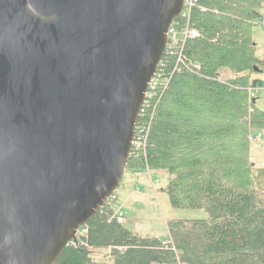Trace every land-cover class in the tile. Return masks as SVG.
I'll use <instances>...</instances> for the list:
<instances>
[{
  "label": "water",
  "instance_id": "water-1",
  "mask_svg": "<svg viewBox=\"0 0 264 264\" xmlns=\"http://www.w3.org/2000/svg\"><path fill=\"white\" fill-rule=\"evenodd\" d=\"M184 0H0V264H53L119 187Z\"/></svg>",
  "mask_w": 264,
  "mask_h": 264
},
{
  "label": "trees",
  "instance_id": "trees-1",
  "mask_svg": "<svg viewBox=\"0 0 264 264\" xmlns=\"http://www.w3.org/2000/svg\"><path fill=\"white\" fill-rule=\"evenodd\" d=\"M263 18L264 0H196L174 25L197 35L166 50L157 70L167 85L138 117L145 144L125 170L162 172L174 207L208 216L167 221L162 240L127 228L105 201L53 264H264V166L249 138L264 129L249 95L264 73L251 35Z\"/></svg>",
  "mask_w": 264,
  "mask_h": 264
},
{
  "label": "rangeland",
  "instance_id": "rangeland-1",
  "mask_svg": "<svg viewBox=\"0 0 264 264\" xmlns=\"http://www.w3.org/2000/svg\"><path fill=\"white\" fill-rule=\"evenodd\" d=\"M251 35L253 41L259 43L257 53L264 55V26L262 24L254 25ZM229 73L227 70L223 76H228ZM255 75L262 82V87L256 89L253 97L254 104L258 108H264V73H255ZM260 131L263 134L262 138L259 143L253 142L251 149L254 156L251 157L252 160L257 161L258 166H264L262 163V161L264 162V155L262 154L264 153V129ZM255 153H258V157ZM146 173H133L125 170L122 182L115 190L117 196L115 204L118 206L123 203L122 201L127 194L137 186L134 192L129 193L128 199L126 197L123 206V224L127 228L141 236H154L165 240L168 233L167 221L172 219H200L208 216L204 209L174 207L166 193L159 190V187L166 182L165 174L160 172L162 176H159L158 173H152L151 178H149L148 175L144 176ZM148 182H154L152 186L156 184L153 189L149 187Z\"/></svg>",
  "mask_w": 264,
  "mask_h": 264
},
{
  "label": "built area",
  "instance_id": "built-area-1",
  "mask_svg": "<svg viewBox=\"0 0 264 264\" xmlns=\"http://www.w3.org/2000/svg\"><path fill=\"white\" fill-rule=\"evenodd\" d=\"M196 0H184V6L182 9V12L179 16L183 17V18H188L189 16V11H190V7L193 5V3ZM177 16V17H179ZM175 19L172 21V23L170 24L168 30H167V46L165 49H171L173 48V45L178 42V41H183L184 38L188 37V36H195L197 35V31L190 27L189 24H187L182 30L178 31V29L175 28L174 22ZM262 24L264 25V21L262 22ZM167 85V79H164L161 77V71L156 70L155 74L153 75V77L150 79L149 84H148V89L145 93V97L143 99V102L141 104L140 110H139V116H142L145 112V108L150 106V102L153 98L154 95H156L162 88H164ZM258 88V86H254V87H250L249 88V94L250 97H254L255 96V92L256 89ZM262 133L261 131H256L254 134H251L249 136L250 140H252L255 143H259L260 139L262 138ZM146 139V128H144L143 125L139 124L138 119H137V123H136V127H135V132H134V136H133V140H132V145H131V149H130V154H132L134 151H139L144 147L145 144V140ZM149 174L148 169L145 171ZM161 176V175H159ZM154 183V182H153ZM116 193L115 191L106 199V201L109 202H113L116 201ZM123 203H121L120 205H116L115 202V208H114V213L113 216L116 217V219L120 222H123L124 220V214H123V206H124V202L125 200L122 201ZM86 231V227H80L77 230L76 233V238L77 239L79 236L83 235V233ZM74 239V240H75ZM175 264H187L181 261H177Z\"/></svg>",
  "mask_w": 264,
  "mask_h": 264
},
{
  "label": "crops",
  "instance_id": "crops-1",
  "mask_svg": "<svg viewBox=\"0 0 264 264\" xmlns=\"http://www.w3.org/2000/svg\"><path fill=\"white\" fill-rule=\"evenodd\" d=\"M262 21H264V18H263ZM258 24H262V23H258ZM262 25H263V24H262ZM263 26H264V25H263ZM257 44L259 45V43H257ZM259 87H262V82H261V81H260V85L258 86V88H259ZM263 147H264V145H263ZM261 153H262V152H261ZM255 154H256V156L258 157V153H255ZM262 154L264 155V153H262ZM263 155H262V157H263ZM257 157H256V158H257ZM261 161H262V160H261ZM262 163H264V162L262 161ZM138 173H139V172H138ZM158 175H160V173H159ZM149 178H151V177H149ZM150 184H151V185H150ZM152 184H154V183H153V182H148V185H149V187H150L151 189H153L154 186L156 185V184H155L154 186H152ZM136 187H137V186H136ZM136 187H134L130 192H134L135 189H136ZM130 192H129V193H130ZM129 193H128L127 196H126L127 199H128V197H129ZM126 197H125V199H124L125 201H126ZM124 204H125V203H124Z\"/></svg>",
  "mask_w": 264,
  "mask_h": 264
}]
</instances>
